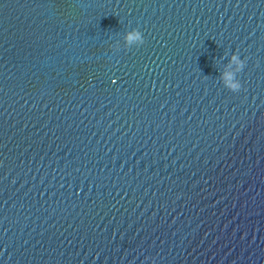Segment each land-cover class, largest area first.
I'll use <instances>...</instances> for the list:
<instances>
[{"label": "water", "instance_id": "water-1", "mask_svg": "<svg viewBox=\"0 0 264 264\" xmlns=\"http://www.w3.org/2000/svg\"><path fill=\"white\" fill-rule=\"evenodd\" d=\"M0 264H264V0H0Z\"/></svg>", "mask_w": 264, "mask_h": 264}, {"label": "clouds", "instance_id": "clouds-1", "mask_svg": "<svg viewBox=\"0 0 264 264\" xmlns=\"http://www.w3.org/2000/svg\"><path fill=\"white\" fill-rule=\"evenodd\" d=\"M125 38L128 42L141 39L142 33L138 29H133L130 32H127ZM143 42V41H142ZM235 66V71H226L222 74V80L228 90L232 92H238L241 90L242 85L239 79L236 78L237 72H242L245 67V60L241 59L238 52H234L231 55L229 66Z\"/></svg>", "mask_w": 264, "mask_h": 264}]
</instances>
